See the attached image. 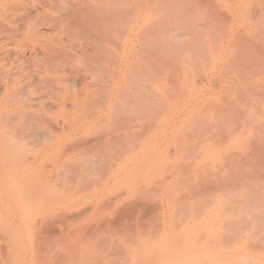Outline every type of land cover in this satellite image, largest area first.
I'll use <instances>...</instances> for the list:
<instances>
[{"label": "rangeland", "instance_id": "rangeland-1", "mask_svg": "<svg viewBox=\"0 0 264 264\" xmlns=\"http://www.w3.org/2000/svg\"><path fill=\"white\" fill-rule=\"evenodd\" d=\"M0 264H264V0H0Z\"/></svg>", "mask_w": 264, "mask_h": 264}, {"label": "bare ground", "instance_id": "bare-ground-1", "mask_svg": "<svg viewBox=\"0 0 264 264\" xmlns=\"http://www.w3.org/2000/svg\"><path fill=\"white\" fill-rule=\"evenodd\" d=\"M10 148L12 149V151L13 152H15V150H16V148H17V145L16 144H14V143H10ZM20 189V188H19ZM19 192H21L20 190H19Z\"/></svg>", "mask_w": 264, "mask_h": 264}]
</instances>
